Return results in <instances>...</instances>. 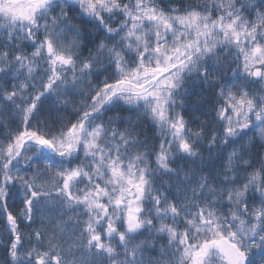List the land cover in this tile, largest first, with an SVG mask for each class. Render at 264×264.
I'll use <instances>...</instances> for the list:
<instances>
[{"label":"snow or ice","instance_id":"1","mask_svg":"<svg viewBox=\"0 0 264 264\" xmlns=\"http://www.w3.org/2000/svg\"><path fill=\"white\" fill-rule=\"evenodd\" d=\"M0 264H264V0H0Z\"/></svg>","mask_w":264,"mask_h":264}]
</instances>
